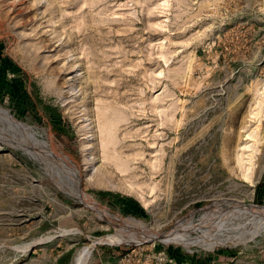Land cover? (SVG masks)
I'll list each match as a JSON object with an SVG mask.
<instances>
[{"label": "rangeland", "instance_id": "374dc122", "mask_svg": "<svg viewBox=\"0 0 264 264\" xmlns=\"http://www.w3.org/2000/svg\"><path fill=\"white\" fill-rule=\"evenodd\" d=\"M263 37L264 0H0V107L42 143L0 141V264H55L71 248L75 264L86 246V264H264V229L236 245L101 241L116 226L42 159L56 148L86 193L145 233L182 222L194 237L218 211L264 205ZM34 89L56 113L30 118ZM100 189L124 197L105 204ZM107 247L115 263L102 261ZM223 249L241 254L211 258Z\"/></svg>", "mask_w": 264, "mask_h": 264}, {"label": "bare ground", "instance_id": "6f19581e", "mask_svg": "<svg viewBox=\"0 0 264 264\" xmlns=\"http://www.w3.org/2000/svg\"><path fill=\"white\" fill-rule=\"evenodd\" d=\"M0 120L4 121L7 126H9V124L14 125L25 135V137L22 136L23 138H15L13 135L8 134L4 131L0 133V141H8L11 143L13 142L32 153L33 150L37 148L36 144H42L40 143L41 141L38 142L36 140V135L33 131V128L25 123L20 122L8 109L0 107ZM44 145L47 146L46 144ZM47 147L48 148H45L43 151L44 155L42 156V159L48 162L49 174H51L52 178L58 183V185L69 194L79 198L82 202H84L86 206L94 210L102 219H105L116 226V232L99 239L101 241H130L132 239H138L141 237L146 239L148 236L152 238L164 239L167 241H177L178 239H180L188 245L200 241L202 243H208L210 245H213L217 242L236 245L239 243H245L248 239H252L264 229V205H238L237 207H233L232 209L229 208L224 212H214L215 215L204 222L206 228L202 231L203 233L198 236L193 237L190 233L193 228H196L197 224L191 226L187 223V225L180 226L182 222L179 223L180 225L176 228L177 232H167V234L154 232L145 233L143 227L136 223L135 220H127L120 215H113L109 213L106 207L98 203L91 194L86 193L81 186V174H79L75 166L72 167V165L69 164V158L67 156L60 155V153L55 150L56 148L54 149L52 146ZM33 156H35V154H33ZM48 158H50L51 161H49ZM70 173L73 174L74 183H70L67 178ZM207 230L209 232V236L206 234ZM235 230H239L241 233L235 236H231L230 233ZM187 232H189L190 234H186ZM205 237H210L211 241L206 240ZM90 254L91 250L89 246L80 249L75 256V264H86Z\"/></svg>", "mask_w": 264, "mask_h": 264}, {"label": "trees", "instance_id": "16d2710c", "mask_svg": "<svg viewBox=\"0 0 264 264\" xmlns=\"http://www.w3.org/2000/svg\"><path fill=\"white\" fill-rule=\"evenodd\" d=\"M33 94L34 95H33L32 103H33L34 111L33 110L29 111L31 112L30 118H33L39 112L42 113L48 110H50L52 113L57 112V110L52 107L51 103L47 102L46 99L42 97V95L40 94V92L37 91V89L33 90ZM94 192L96 193L98 200L105 204H108V203L115 204L118 199L124 197L120 193H115L110 190L100 189V190H95ZM256 192H257V196L259 199L258 202H261L262 201L261 197L262 195L264 196V178L262 179L261 182H259L256 185ZM50 225H51L50 223L44 221L40 224L39 227H40V230H46L50 227ZM114 249H119V248L118 247H107L103 250L102 255H101L103 262L111 261L115 263L116 261L119 260L120 255H115ZM240 252H241V249H223L211 255H213L214 259L216 260H220L221 258H223L226 260H231V262H234V260H236L240 256L241 254ZM73 253H74V248L64 251L57 258L55 264H71ZM244 254L247 255L248 251H245Z\"/></svg>", "mask_w": 264, "mask_h": 264}, {"label": "crops", "instance_id": "0c3cea01", "mask_svg": "<svg viewBox=\"0 0 264 264\" xmlns=\"http://www.w3.org/2000/svg\"><path fill=\"white\" fill-rule=\"evenodd\" d=\"M263 42H264V37H263V40H262ZM213 257V255H211V258Z\"/></svg>", "mask_w": 264, "mask_h": 264}]
</instances>
